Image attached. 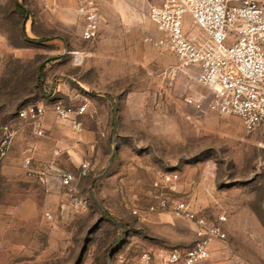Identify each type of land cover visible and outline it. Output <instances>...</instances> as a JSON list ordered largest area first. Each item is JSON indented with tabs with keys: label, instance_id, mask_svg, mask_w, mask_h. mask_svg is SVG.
I'll use <instances>...</instances> for the list:
<instances>
[{
	"label": "rangeland",
	"instance_id": "1",
	"mask_svg": "<svg viewBox=\"0 0 264 264\" xmlns=\"http://www.w3.org/2000/svg\"><path fill=\"white\" fill-rule=\"evenodd\" d=\"M160 2L104 0L100 35L85 40L73 0H0V141L12 134L0 156V264H132L151 248L191 247L179 201L227 213V239L201 264H264V131L210 109L195 69L159 43L149 12ZM185 28L198 32L189 15ZM56 100L94 113L84 119L96 137L85 211L42 175L78 171L66 150L73 130L54 119L38 136L18 114Z\"/></svg>",
	"mask_w": 264,
	"mask_h": 264
},
{
	"label": "built area",
	"instance_id": "2",
	"mask_svg": "<svg viewBox=\"0 0 264 264\" xmlns=\"http://www.w3.org/2000/svg\"><path fill=\"white\" fill-rule=\"evenodd\" d=\"M74 11L82 21V37L94 40L101 32L104 0H73ZM189 15L199 34H189L185 18ZM149 18L164 37L159 43L172 52L182 66L193 67L197 80L210 92V109L221 115L238 116L249 131H264V3L261 0H161L150 8ZM188 102L202 108L199 98ZM56 118L73 131L84 128L89 104L55 102ZM44 104H28L18 111L38 136L46 133ZM12 143L8 128L0 141V156L7 155ZM27 165L30 160H26ZM92 168L81 161L78 171L50 165L42 173L53 175L76 211L89 208L90 198L82 191V180ZM174 214L191 222L196 240L188 248H151L132 264H201L212 252L213 244L228 237L226 211L215 218L199 214L187 201L176 202ZM49 215V214H48Z\"/></svg>",
	"mask_w": 264,
	"mask_h": 264
},
{
	"label": "crops",
	"instance_id": "3",
	"mask_svg": "<svg viewBox=\"0 0 264 264\" xmlns=\"http://www.w3.org/2000/svg\"><path fill=\"white\" fill-rule=\"evenodd\" d=\"M102 8H103V5H102ZM101 15H102V10H101ZM199 33H200V30L196 32V34H199ZM47 107H48V112L46 114V128L52 124L51 121H53L54 119L58 123L64 126V123H62L60 120L56 118V115L54 114L52 110V106H47ZM73 132H74V135L71 137V144L66 146V150L69 153L70 157L73 159L74 163L80 166L81 161L84 160L86 150L88 148L95 147L96 137H94L93 134H91L85 128H83L81 131H73Z\"/></svg>",
	"mask_w": 264,
	"mask_h": 264
},
{
	"label": "trees",
	"instance_id": "4",
	"mask_svg": "<svg viewBox=\"0 0 264 264\" xmlns=\"http://www.w3.org/2000/svg\"><path fill=\"white\" fill-rule=\"evenodd\" d=\"M47 62H49V61H47ZM47 62H43V63H41V64H40V67H39V69H38V71H37V73H38V84H39V86L41 87V89H43V87H44L43 76H44V73H45V69H46ZM58 101H60V100H56L55 102H58ZM55 102H54V103H55ZM54 103H53V104H54ZM93 115H94L93 112H89V111H88V112L85 114L84 119H87V117H90V116H93ZM91 164H92V162H91ZM93 169H94V167H93V164H92V168H91V170H90L89 175H88L87 177H85L83 180H86L87 178L90 177L91 172L93 171ZM90 203H91V201H90Z\"/></svg>",
	"mask_w": 264,
	"mask_h": 264
}]
</instances>
